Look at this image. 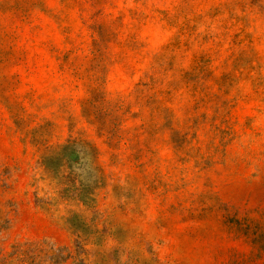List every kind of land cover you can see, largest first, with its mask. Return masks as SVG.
Returning <instances> with one entry per match:
<instances>
[{
  "label": "rangeland",
  "instance_id": "374dc122",
  "mask_svg": "<svg viewBox=\"0 0 264 264\" xmlns=\"http://www.w3.org/2000/svg\"><path fill=\"white\" fill-rule=\"evenodd\" d=\"M0 264H264V0H0Z\"/></svg>",
  "mask_w": 264,
  "mask_h": 264
}]
</instances>
